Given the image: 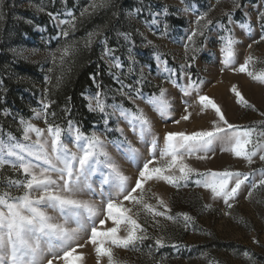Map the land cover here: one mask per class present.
<instances>
[{
    "label": "snow or ice",
    "instance_id": "obj_1",
    "mask_svg": "<svg viewBox=\"0 0 264 264\" xmlns=\"http://www.w3.org/2000/svg\"><path fill=\"white\" fill-rule=\"evenodd\" d=\"M229 2L231 8L222 11V18H227V24L222 18H209V13L220 0L196 17L195 27L183 44L184 63L175 68L169 66L168 54L161 52L159 45L148 39L139 28L133 27L132 22L139 20L157 38L168 37L169 15L179 17L191 10L184 0H180L183 7L162 4L158 11L145 4L144 0H137L126 12L118 9L117 0H89L79 17L71 10L64 12L65 19H59L60 13H48L60 29L56 38L65 41L57 49L49 50L48 56L53 65L58 63L63 67L82 49L90 50L98 43L102 48L99 58L107 66L116 87L105 86L97 79L98 73L90 74L96 91L81 94L87 101L88 111L100 115L102 130L93 125L91 131L85 132L83 126L72 119L66 120V127L55 123L56 113L50 112L55 101L48 99L49 89L45 88V98L40 101V107L31 109L30 118H19L23 142L11 134L7 139L0 135V264H54V261L56 264H86L88 254L82 249L88 246L95 254L96 264H105V261L106 264H128L116 255V249L142 252L145 248L149 250L146 255L152 264H161L152 256L153 246L157 249L171 246L176 250L189 247L167 234L165 222L188 230L189 226H195L196 219L188 212L173 214L170 203L152 190V183L162 182L176 189L195 185L208 192L211 201H223L229 210L245 191L246 199H251L254 192L264 191V166L251 168L250 171L227 167L201 170L188 162L192 158L209 160L217 148L242 158L249 166L256 162V158L264 162V120L250 125L230 123L213 98L199 94L204 81L194 78L191 71L199 54L215 42L212 28L217 27L225 33L218 37L221 73L225 69L246 73L253 81L264 84V68L253 69L256 57L251 52L242 63H237V46L244 41L234 34L231 27L235 23L252 40L247 45L248 49L253 44L264 42V0H261V7L252 9L255 12L254 21L249 11L251 5L245 6L243 0ZM5 6V0H0V18L4 15ZM29 7L38 12L45 11L39 4L33 3ZM102 10H113V19L125 29H115L117 46L109 44L106 34L110 22L88 32L82 45L68 40L84 18ZM237 11L242 12L243 22L234 20ZM145 12L150 19L142 16ZM136 36L141 38L142 47L152 49L151 57L156 62L158 75L165 78L160 84L153 85L143 68L137 73L139 61L133 51ZM120 48L126 49V69L125 61L116 54ZM9 51L14 55L22 53L15 48ZM37 51L32 50L33 54ZM146 67L151 70L150 64ZM129 78L132 82L126 83ZM62 79L63 76L57 77L55 86H59ZM45 81L51 83L49 77H45ZM164 82L178 90L182 98H190L195 93L200 105L198 114L211 110L213 118L207 128L164 132L161 146V137L155 132L152 116L137 101H142L163 120L172 118L176 111L175 101L170 89L163 86ZM146 88L149 91L146 92ZM0 89H3L2 79ZM231 91L239 105L257 110L236 85ZM109 97L112 103L107 102ZM125 101L132 107H126ZM182 106L179 119H173L177 125L181 121H189L193 115L187 99H182ZM63 111L67 116L71 109L65 107ZM0 115L7 117L13 113L5 108L0 110ZM260 115L264 117V112ZM34 119H43L46 128L34 124ZM112 121H115V127H110ZM121 122L144 144L147 158L128 139ZM32 134L35 135L34 140ZM109 134H118V137L110 140ZM68 140L75 151L66 143ZM109 146L119 157L136 164L135 177L125 174L117 156L109 151ZM6 167L13 173H19V177L5 175ZM85 196L89 198H83ZM96 196L100 197L99 203L93 199ZM212 208V203L202 205L205 211ZM49 210L55 214H50ZM224 214L231 215V212ZM153 232L158 234L153 235ZM81 240L83 243H80ZM150 240L154 241V245L146 243ZM253 242L259 243L255 237ZM242 256L249 264H256L257 258L251 251L244 250ZM46 257L50 258L46 260ZM209 264L219 262L212 260Z\"/></svg>",
    "mask_w": 264,
    "mask_h": 264
},
{
    "label": "rangeland",
    "instance_id": "obj_2",
    "mask_svg": "<svg viewBox=\"0 0 264 264\" xmlns=\"http://www.w3.org/2000/svg\"><path fill=\"white\" fill-rule=\"evenodd\" d=\"M39 4L45 8L44 12H38L34 8L29 7L30 4ZM137 3V0H117V7L122 12L128 11L132 6ZM145 4L152 6L154 11H158L162 4L174 5L175 7H183L186 4L191 10L187 13H181L179 17L175 15H169L168 23L170 25V33L168 37L157 38L153 35L139 20H134L132 26L139 28L144 32L148 39L153 40L159 45L160 51L167 53V59L169 60L170 67H177L179 64L184 63V47L183 44L187 40V35L190 30L195 27L194 21L196 17L205 11H208L212 4H216L217 0H184V4L180 3V0H144ZM245 6L251 5L249 9L253 21L255 20V12L252 9L261 7V0H243ZM6 6L4 7V15L0 18V50L10 53L12 58H19L25 62H30L35 65L34 72L36 77L39 78H24L16 74L10 65L3 68V71L7 76L13 79L12 88L14 92L19 93L21 90V81L27 82L35 90L34 99L28 103H24L21 106L10 105L5 101H0V110L11 109L12 116L0 115V135L4 139L8 138L11 134L15 136L17 140L22 141V129L19 125V118L22 116L28 119L32 116L31 109L39 108L40 101L45 98V88L49 91L55 87L57 77H60L62 73L68 68V64L61 67L58 63L54 66L53 62L48 56L49 50H55L60 47L65 41L61 38H56L57 32L60 30L56 22L48 15L49 12L55 14L60 13L59 19H65L64 12L71 10L77 17L81 9L89 4V0H5ZM231 4L229 0H220L216 8L209 13L210 19H221L222 11L224 9H230ZM174 11V9H172ZM98 11L91 17H86L81 23L78 24L74 33H71L68 40L78 41L83 44L87 33L94 28L95 20H98ZM143 17H148V13L142 14ZM223 22L227 24V18L223 17ZM123 17H121V21ZM235 21H242V12L237 11L234 16ZM29 21H31L29 23ZM234 34L244 41L242 45H238V57L237 63H242L244 57L251 52L255 57L253 69L259 70L264 68V42L259 44H253L251 49L247 48V45L252 42L248 39L243 30H241L235 23L231 25ZM121 28V24H118L115 19H112L111 25L107 31L109 36V44L111 46H117V37L115 35V29ZM121 30H125L121 28ZM225 33L217 27L212 28V35L215 40L214 43L209 45L208 49L201 52L197 57V60L191 69L193 77H199L204 81L201 86V95H208L213 98L217 104H219L224 111L227 119L230 123L250 125L253 122L264 120V117L260 115V112H264V84L258 81H253L246 73H234L228 69H225L221 73L220 63V51L218 37ZM257 38V37H253ZM136 40V47L134 53L139 63L137 64V73L141 68L144 69L145 75L151 80L153 85L160 84L165 80L163 75H158L156 62L151 57L152 49L142 47V41L139 36L134 37ZM122 43V41L120 42ZM15 48L22 50L20 55H14L9 49ZM92 48H95L98 58L100 57L102 48L100 44H94ZM38 49L33 54L32 50ZM125 61V69L127 67L126 49L120 48L116 53ZM173 57L175 58L173 60ZM104 64L103 74L105 80L103 84L105 86L116 87L111 76L108 74L107 66ZM151 65L149 70L146 65ZM99 68L98 66H96ZM51 69V71H50ZM45 77L54 78V84L46 83ZM41 78V79H40ZM50 78V80H51ZM42 80V81H40ZM126 83L132 82L129 78ZM233 85L241 91L244 97L256 107V111L248 108H244L236 102L234 93L231 91ZM164 87L169 88L172 93V98L175 101L176 111L173 112L172 118L163 120L159 118L155 113L142 102L137 101L140 107L145 108L149 115L154 120L155 132L161 137V146L163 145V134L166 131H194L201 128L209 127V121L213 118L211 110L204 114H198L200 105L197 100V95L194 93L192 97L182 98L181 93L172 88L170 84L164 82ZM96 88L92 89L95 92ZM145 91H149L146 88ZM92 92H87L92 93ZM21 93V92H20ZM119 99V98H117ZM182 99H187L190 105L189 111L192 112V117L189 121H181L180 124L173 123V119H179L182 111ZM84 106L88 111L84 99ZM108 103H112V99L109 97ZM126 107H132L130 103L125 101ZM66 107V106H65ZM65 107H60L59 110H63ZM51 112V109H50ZM88 120V128L84 131H91L93 125L99 129H103V124L99 114L91 113ZM69 116V114L67 115ZM15 117V118H14ZM51 122L52 118L49 117ZM32 122L39 127L46 128L43 119H34ZM56 123V121H55ZM66 127V124L61 125ZM115 121H112L110 127H115ZM121 127L125 128V132L128 139L132 141L135 147H137L143 157H148V151L144 144L140 142L135 136L131 134V131L127 126L121 122ZM118 137V134H109L108 139H114ZM32 139H35V135L32 134ZM23 142V141H22ZM69 147L75 151L71 141H66ZM109 151L114 156H117L118 163L125 171V174L135 177L137 174L136 164L131 163L117 155L115 150L109 146ZM193 167L201 170L211 168L220 170L223 168L239 169L241 171H250L251 168H257L264 166V162H260L256 158V162L249 166L247 162L242 158H236L230 153L221 152L217 148L216 153L211 159L206 161H198L192 158L188 161ZM4 174L7 176L19 177V173H13L6 167ZM152 190L168 201L172 207L173 214L176 212H188L195 217V226H189L188 230H184L181 225H174L171 222H165L167 224V234L172 237L173 240L181 242L183 245L189 247H181L179 250L166 246L171 249L170 252L162 254L157 259L161 261V264H209L210 261H218L219 264H249V261L243 258L242 253L244 250H249L256 256V264H264V191L254 192L251 199H246V191L242 193L238 200L233 202V208L229 210L223 201H211L209 199V193L202 188H197L195 185H189L188 187H182L176 189L172 186L164 183H152ZM85 199L88 196L83 197ZM97 203L100 201V197L93 198ZM260 201V202H258ZM206 203H212V210L205 211L202 209V205ZM50 214H55L51 213ZM231 212V215H225V212ZM150 231H152L150 229ZM158 233L153 232V235ZM253 237L259 241V243L253 242ZM83 243V240L80 241ZM147 244H153L154 241H147ZM153 248H156L153 246ZM86 252L87 259L86 264H96L95 254L90 246L82 249ZM116 255L128 262V264H138L137 253L138 251L116 249ZM50 257H46V260ZM54 264L56 262L54 261ZM106 264V261H105Z\"/></svg>",
    "mask_w": 264,
    "mask_h": 264
},
{
    "label": "trees",
    "instance_id": "obj_3",
    "mask_svg": "<svg viewBox=\"0 0 264 264\" xmlns=\"http://www.w3.org/2000/svg\"><path fill=\"white\" fill-rule=\"evenodd\" d=\"M112 19L113 10H102L98 15V20H95L94 28L109 24V22L111 25ZM7 65H10L13 71L19 76L27 79L37 78L39 80V78L36 77L34 72V64L25 62L19 58H12L10 53L0 50V79L3 80V89H7L6 92L0 89V101L2 100L5 103L19 107L34 99L35 90L30 86L28 87L27 82L21 81V93L14 92L12 88L13 79L3 71V68ZM103 70L104 64L99 61L95 48H91L90 50L82 49L78 56L70 60L68 68L61 75L63 76L61 83L59 86L51 89L48 95V99L55 101V104L51 107V112L56 113L55 121L57 124L64 125L67 119H72L78 121L83 126V130L88 128V120L86 118L90 114L86 111L81 94L92 92V89H94V84L89 78L90 74L98 73L97 79L104 82L105 76ZM51 83L54 84V78H51ZM69 98L71 99L69 100ZM65 106L71 109L69 116H66L62 109L59 110L60 107ZM170 250L166 247L159 249L152 248L151 253L154 259L157 260L162 254L170 252ZM148 251L145 248L142 252L137 253L138 264H152V260L146 255Z\"/></svg>",
    "mask_w": 264,
    "mask_h": 264
}]
</instances>
